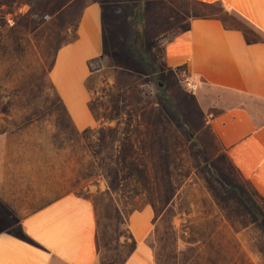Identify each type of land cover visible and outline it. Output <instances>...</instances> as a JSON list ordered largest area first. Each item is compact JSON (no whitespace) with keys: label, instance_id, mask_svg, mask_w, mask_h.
Masks as SVG:
<instances>
[{"label":"rangeland","instance_id":"obj_1","mask_svg":"<svg viewBox=\"0 0 264 264\" xmlns=\"http://www.w3.org/2000/svg\"><path fill=\"white\" fill-rule=\"evenodd\" d=\"M85 1L0 0V157L16 146L28 171L49 173L58 187L92 197L104 220L106 247L118 233L125 238L126 215L148 204L153 226L147 241L156 264L207 262L216 246L244 251L235 238L246 250L260 252L264 264V203L212 140L207 103L214 92L201 96L198 87L187 90L186 76L160 60L161 41L204 9L192 2L101 0L107 58L86 83L110 78L111 99H96L97 125L76 133L48 70L56 48L74 36ZM137 1L144 12L148 8V20L132 18ZM223 16L249 38L264 40L242 19ZM229 103L264 121L260 99L235 93ZM4 216L0 212V231L17 232L14 220ZM4 223L11 226L1 227ZM215 238L233 243H210Z\"/></svg>","mask_w":264,"mask_h":264},{"label":"crops","instance_id":"obj_2","mask_svg":"<svg viewBox=\"0 0 264 264\" xmlns=\"http://www.w3.org/2000/svg\"><path fill=\"white\" fill-rule=\"evenodd\" d=\"M157 1L192 2L206 12L188 16L183 27L160 43V60L175 74L174 67L183 64L181 72L195 81L201 96L214 92L207 103L212 140L230 167L264 203V121L256 122L245 106L229 103L235 93L264 102V40L249 38L242 27L227 23L223 16L238 17L264 35V0ZM137 6L140 21L148 20V8L144 12L138 1L131 8ZM214 7L217 11H208ZM110 8L117 10L113 3ZM102 15L101 0L85 1L74 36L56 48L48 70L52 89L76 133L97 125L92 105L100 96L109 99L112 93L110 78H94L89 86L86 83L104 69L107 58ZM127 20L132 24L130 12ZM136 27L141 29L139 23ZM133 37L134 26L130 39ZM110 49L114 50L112 43ZM96 55H101V66L89 71L86 60ZM24 160L16 146L0 157V212L5 221L10 216L17 227V232L0 231V264H156L147 241L153 226L148 204L126 215L125 238L118 233L106 247L104 220L92 197L58 187L49 173L42 175L32 167L28 171ZM9 226L11 223L1 225ZM229 240L215 238L210 243H233ZM235 240L244 251L234 253L216 246L207 262L186 259L180 264H226L227 260L232 264H263L260 252H250L242 239Z\"/></svg>","mask_w":264,"mask_h":264},{"label":"trees","instance_id":"obj_3","mask_svg":"<svg viewBox=\"0 0 264 264\" xmlns=\"http://www.w3.org/2000/svg\"><path fill=\"white\" fill-rule=\"evenodd\" d=\"M171 35H168L165 39L169 38ZM164 39V40H165ZM163 41V40H162ZM161 41V42H162ZM86 66L88 68L89 71H93V70H97L100 68L101 66V55H96V56H93V57H90L86 60ZM184 65L183 64H180V65H176L174 67V70L175 71H182L184 70Z\"/></svg>","mask_w":264,"mask_h":264},{"label":"built area","instance_id":"obj_4","mask_svg":"<svg viewBox=\"0 0 264 264\" xmlns=\"http://www.w3.org/2000/svg\"><path fill=\"white\" fill-rule=\"evenodd\" d=\"M184 86L187 90H193L196 87V83H195V81L186 77L184 80Z\"/></svg>","mask_w":264,"mask_h":264},{"label":"water","instance_id":"obj_5","mask_svg":"<svg viewBox=\"0 0 264 264\" xmlns=\"http://www.w3.org/2000/svg\"><path fill=\"white\" fill-rule=\"evenodd\" d=\"M132 18L136 21L141 20L140 7L139 6L135 7Z\"/></svg>","mask_w":264,"mask_h":264}]
</instances>
